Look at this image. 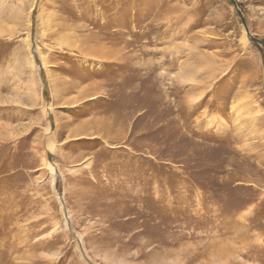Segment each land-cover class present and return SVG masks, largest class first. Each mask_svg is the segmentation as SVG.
Returning a JSON list of instances; mask_svg holds the SVG:
<instances>
[{"label":"rangeland","instance_id":"rangeland-1","mask_svg":"<svg viewBox=\"0 0 264 264\" xmlns=\"http://www.w3.org/2000/svg\"><path fill=\"white\" fill-rule=\"evenodd\" d=\"M247 36L231 0H0V264H264Z\"/></svg>","mask_w":264,"mask_h":264},{"label":"water","instance_id":"water-1","mask_svg":"<svg viewBox=\"0 0 264 264\" xmlns=\"http://www.w3.org/2000/svg\"><path fill=\"white\" fill-rule=\"evenodd\" d=\"M231 1H232V3L235 5V7H236V9H237V12H238V14L240 15V17H241V19H242V23H243V25H244V27H245V29H246V32H247L248 36H249L253 41H255V42H257V43H260V45L264 46V41H263V40H260V39L254 37V36L251 34V32H250V30H249V26H248V24H247V22H246V20H245V16H244L242 10L239 8L240 6H239L238 1H237V0H231Z\"/></svg>","mask_w":264,"mask_h":264},{"label":"bare ground","instance_id":"bare-ground-1","mask_svg":"<svg viewBox=\"0 0 264 264\" xmlns=\"http://www.w3.org/2000/svg\"><path fill=\"white\" fill-rule=\"evenodd\" d=\"M248 37V36H247ZM53 150V149H52Z\"/></svg>","mask_w":264,"mask_h":264}]
</instances>
